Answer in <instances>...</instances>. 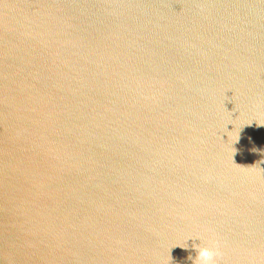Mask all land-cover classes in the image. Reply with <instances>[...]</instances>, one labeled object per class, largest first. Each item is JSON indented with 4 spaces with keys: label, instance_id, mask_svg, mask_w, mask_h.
<instances>
[{
    "label": "water",
    "instance_id": "95a60500",
    "mask_svg": "<svg viewBox=\"0 0 264 264\" xmlns=\"http://www.w3.org/2000/svg\"><path fill=\"white\" fill-rule=\"evenodd\" d=\"M259 125L264 0H0V264H264Z\"/></svg>",
    "mask_w": 264,
    "mask_h": 264
},
{
    "label": "clouds",
    "instance_id": "9594fccd",
    "mask_svg": "<svg viewBox=\"0 0 264 264\" xmlns=\"http://www.w3.org/2000/svg\"><path fill=\"white\" fill-rule=\"evenodd\" d=\"M193 247L196 249L197 253L194 264H218L219 258H221L223 255L218 243L214 238L211 239L207 244L193 245ZM189 259H192V257H189Z\"/></svg>",
    "mask_w": 264,
    "mask_h": 264
}]
</instances>
